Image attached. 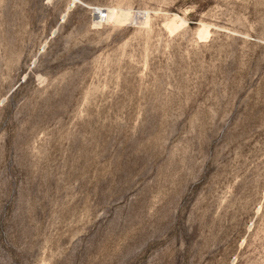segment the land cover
<instances>
[{"label": "rangeland", "instance_id": "rangeland-1", "mask_svg": "<svg viewBox=\"0 0 264 264\" xmlns=\"http://www.w3.org/2000/svg\"><path fill=\"white\" fill-rule=\"evenodd\" d=\"M0 264H264V0H0Z\"/></svg>", "mask_w": 264, "mask_h": 264}, {"label": "built area", "instance_id": "built-area-1", "mask_svg": "<svg viewBox=\"0 0 264 264\" xmlns=\"http://www.w3.org/2000/svg\"><path fill=\"white\" fill-rule=\"evenodd\" d=\"M94 17L98 21H104L107 19V12L104 11V9L96 10V16H94Z\"/></svg>", "mask_w": 264, "mask_h": 264}, {"label": "water", "instance_id": "water-1", "mask_svg": "<svg viewBox=\"0 0 264 264\" xmlns=\"http://www.w3.org/2000/svg\"><path fill=\"white\" fill-rule=\"evenodd\" d=\"M94 16H96V12H94V14H93Z\"/></svg>", "mask_w": 264, "mask_h": 264}, {"label": "bare ground", "instance_id": "bare-ground-1", "mask_svg": "<svg viewBox=\"0 0 264 264\" xmlns=\"http://www.w3.org/2000/svg\"><path fill=\"white\" fill-rule=\"evenodd\" d=\"M97 20V19H96ZM98 21V20H97ZM101 22V21H100Z\"/></svg>", "mask_w": 264, "mask_h": 264}]
</instances>
